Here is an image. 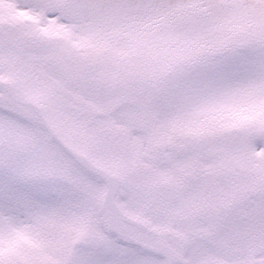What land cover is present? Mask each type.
Listing matches in <instances>:
<instances>
[{
  "label": "snow or ice",
  "instance_id": "obj_1",
  "mask_svg": "<svg viewBox=\"0 0 264 264\" xmlns=\"http://www.w3.org/2000/svg\"><path fill=\"white\" fill-rule=\"evenodd\" d=\"M0 264H264V0H0Z\"/></svg>",
  "mask_w": 264,
  "mask_h": 264
}]
</instances>
